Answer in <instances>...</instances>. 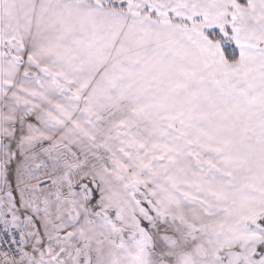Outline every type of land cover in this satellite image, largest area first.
I'll return each mask as SVG.
<instances>
[{
    "label": "snow or ice",
    "instance_id": "obj_1",
    "mask_svg": "<svg viewBox=\"0 0 264 264\" xmlns=\"http://www.w3.org/2000/svg\"><path fill=\"white\" fill-rule=\"evenodd\" d=\"M0 264H264V0H0Z\"/></svg>",
    "mask_w": 264,
    "mask_h": 264
}]
</instances>
